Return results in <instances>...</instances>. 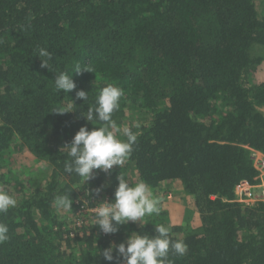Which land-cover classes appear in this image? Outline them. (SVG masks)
Returning a JSON list of instances; mask_svg holds the SVG:
<instances>
[{"label":"trees","instance_id":"obj_1","mask_svg":"<svg viewBox=\"0 0 264 264\" xmlns=\"http://www.w3.org/2000/svg\"><path fill=\"white\" fill-rule=\"evenodd\" d=\"M258 1L264 5L0 0V189L17 200L0 214L10 236L0 244V264H112L99 252L125 241L129 225L106 235L93 225V212L81 210L111 201L117 177L128 179L130 164L152 193L180 182L193 199L187 225L171 224L165 211L130 224L132 232L150 236L156 225H170L171 239L188 246L182 257L170 254L171 264H264V201L240 200L243 181L262 182L252 150L264 153V82L248 84L264 61L255 53L264 48ZM40 47L52 53L50 71L36 56ZM76 64L93 72L72 74ZM61 71L76 84L67 94L54 89ZM108 84L124 90L113 114L119 127L131 109H144L145 118L132 128L138 139L123 167L96 170L88 187L64 172L68 157L61 148L80 127H98L82 114ZM80 90L88 93L85 103L76 98ZM72 101L74 112H51ZM17 148L45 162L50 175L34 183V175L23 180L4 172ZM96 188L99 195H89L84 205L79 195ZM68 192L72 210L60 214L54 198Z\"/></svg>","mask_w":264,"mask_h":264},{"label":"clouds","instance_id":"obj_2","mask_svg":"<svg viewBox=\"0 0 264 264\" xmlns=\"http://www.w3.org/2000/svg\"><path fill=\"white\" fill-rule=\"evenodd\" d=\"M38 56L45 67L50 71L48 61L52 59V53L46 48L37 49ZM91 71L88 67L76 64L73 73ZM54 89L60 93L72 92L76 84L72 74L66 71L55 73ZM124 96V90L119 86L108 84L100 89L95 98L94 106H88L83 117L98 127L89 130L82 126L75 133L70 143H65L61 149L66 150L68 160L64 164V172L67 175H75L84 182L96 178L97 171L108 174L117 166L123 167L134 151L138 135L132 128L139 129V122L131 127L125 125L119 127L113 119V114L119 110L120 101ZM76 98L82 99L84 103L88 99V93L80 90L76 92ZM74 103L64 109H54L51 112L64 114L74 112ZM60 149V150H61ZM118 186L115 189L111 201L98 202L93 208L92 223L106 235L115 234L121 225L129 222L143 224L146 217L153 214L159 215L158 201L152 197L150 186L143 182L131 183L123 174L117 177ZM101 188L93 189L88 195H99ZM69 193L57 195L54 198V207L58 212L72 210V199ZM17 205L16 198L8 191L0 189V214H7ZM171 226L159 224L155 226L156 234L150 236L140 232H132L126 240L116 244L111 243L109 247L99 252L106 261L112 264H171L169 256L182 257L187 254L188 246L183 240L171 239ZM10 239L9 227L0 222V244ZM115 252V255L113 254Z\"/></svg>","mask_w":264,"mask_h":264},{"label":"rangeland","instance_id":"obj_3","mask_svg":"<svg viewBox=\"0 0 264 264\" xmlns=\"http://www.w3.org/2000/svg\"><path fill=\"white\" fill-rule=\"evenodd\" d=\"M258 7L261 12L264 14V5L258 1ZM256 54H260L264 56V48H258L255 50ZM264 82V61L258 68V70L252 74L248 78V84H254ZM145 111L144 109L142 112H135L131 109L128 112L127 118L124 120L125 122L120 126L123 127L125 125H129L130 123L134 124L135 122L143 123L145 114L143 113ZM264 111V109H263ZM256 151V150H255ZM10 156L7 158L8 164L3 168V171L8 173L9 176H14L18 179L27 180L33 177V182H38L41 175H43L44 178L48 177L50 175V170L48 169V166L45 162L38 160L33 154H31L27 150H20L19 148L12 150L9 154ZM256 158L259 161L264 163L262 160H264V155H262L260 152L257 151ZM262 167V166H261ZM45 174H44V173ZM262 181L264 186V169L262 171ZM128 180L131 183H137L139 182L138 175L135 173V170L130 164V167L128 168ZM31 176V177H30ZM85 183L88 184V187H91L92 182L86 181ZM90 191H86L84 194H80L79 196L85 201L86 203H89L90 199L89 195L86 193H89ZM91 196V195H90ZM152 197L158 201V206L161 211H165L167 213V218H169V222L171 224H186L188 222L184 219V216L186 215L187 209H193V199L186 195L183 191V187L181 186L180 182L175 183H169L166 185L165 188L161 190V193H152ZM253 203V202H250ZM68 211H61L60 214H67ZM192 212V211H191ZM69 214V213H68ZM67 214V215H68ZM73 216V213L70 214ZM69 215V216H70ZM91 213H85L84 216H90ZM70 216V218H71ZM132 222H129L127 225V234L126 236L130 235L134 228L130 226ZM187 225V224H186Z\"/></svg>","mask_w":264,"mask_h":264},{"label":"built area","instance_id":"obj_4","mask_svg":"<svg viewBox=\"0 0 264 264\" xmlns=\"http://www.w3.org/2000/svg\"><path fill=\"white\" fill-rule=\"evenodd\" d=\"M258 150H252V157L255 160V165L256 167L259 169V171H263L264 169V163H262L261 161H259L258 164V159L256 158V153ZM260 152V151H258ZM262 155H264L263 152H260ZM264 162V160H262ZM262 166V167H261ZM260 173V177L262 178V174ZM263 183V181L261 182ZM260 188V190H256ZM240 195L241 198L240 200L243 202H258V201H264V186L263 184H259V185H253L251 183H249L248 181H243L240 185ZM81 211H87V212H93V209H88V208H84Z\"/></svg>","mask_w":264,"mask_h":264}]
</instances>
